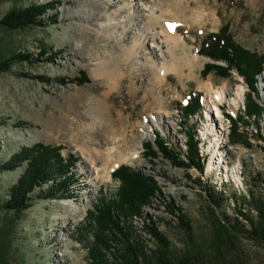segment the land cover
Here are the masks:
<instances>
[{"label":"rangeland","instance_id":"obj_1","mask_svg":"<svg viewBox=\"0 0 264 264\" xmlns=\"http://www.w3.org/2000/svg\"><path fill=\"white\" fill-rule=\"evenodd\" d=\"M168 1L183 5L176 16L180 28L178 34L197 49L201 58L191 76L181 79L175 71H168L160 90L146 68L170 62L172 55L164 42H159V51L150 54L151 42L146 45V40L147 55L141 52L133 60L121 58L120 76L111 82L96 75L100 60L121 55L119 49H113L118 41L121 49L129 48L134 43L132 37L139 41L140 36L142 40L146 33L159 31L158 26L146 28L152 22L151 17L164 20L171 14L158 4L159 0L140 1L143 11L132 8L133 3L127 5L126 0L122 9L126 11L132 6L127 12L112 6L104 7L107 0H102L104 6L95 9L101 14L93 21L95 26L87 22L81 11L84 4L78 7L76 0H0V20L11 9L55 3L41 16V26L10 29L0 24V57L15 50L28 51L33 56L40 50L46 52L39 61L15 60L9 70L0 71V164L20 148L40 143L60 146L63 156L72 155L76 174L69 196L34 198L32 206L16 217L2 209L1 203L8 198V189L22 174L23 167L0 171V226L2 222L12 220L6 238L10 264H87L86 240H90V236L79 235L89 234L80 232L79 226L98 199L110 198L120 184L112 176L99 182L102 166L95 161L97 152H105L107 143L131 147L142 131L143 143H152L153 135L159 133L168 145L184 156L186 140L192 130L199 155L204 159L202 172L194 167L176 166L159 150L157 157L145 158L143 143L134 164L122 162L117 165L150 174L156 181L150 202L144 205L140 217L135 216L132 220L133 231L144 240L147 248L154 249L156 241L143 228L151 221L168 238L174 260L194 252L203 255L206 264H215L207 254L212 250V236L218 226L216 217L225 223L222 215L226 214L231 223L238 218L244 227L235 232L237 239L232 247L236 259L225 264H264V247L244 230L249 228V223L238 215L239 209L245 213L249 211L250 193L264 200V69L255 75L253 91L235 68L229 70L228 77L214 71L203 74L205 64L214 61L198 52L210 34L226 26V33L236 43L264 59V0ZM75 15L83 18L78 19ZM136 24L144 28V33L139 29L135 34V29L128 38L124 33L138 28ZM84 28H90L87 32L93 35L84 33ZM47 48L52 50L47 51ZM215 63L224 66L223 61ZM83 75L88 80L79 84L77 77ZM224 84L230 88V93L221 101L220 109L224 113L221 117L213 105L218 104L216 90H222ZM239 87L243 91L235 106L233 99L241 90ZM193 92L201 94V110L186 119L183 103L185 98L193 96ZM248 95L262 106V112L255 119L254 116L245 119L249 123L239 126L243 134L241 142L232 143L230 121L225 114L234 118L241 116ZM159 96L163 102L161 110H157L155 100ZM96 99L101 100V116L92 123L94 129L90 131L93 114L90 113L95 109ZM157 112H161L160 116ZM212 115L215 120L211 121ZM164 120L169 128L166 123L164 126ZM140 122L148 124L149 128L144 130ZM110 124L116 129L112 141L105 139V132L101 131L103 126ZM211 186L227 197L219 209L208 200L207 192ZM233 194L234 198L229 197ZM172 202L181 207L188 219L192 239L181 228L178 216L166 211V203ZM250 214L256 216L253 210ZM108 259L114 263L110 254Z\"/></svg>","mask_w":264,"mask_h":264},{"label":"trees","instance_id":"obj_2","mask_svg":"<svg viewBox=\"0 0 264 264\" xmlns=\"http://www.w3.org/2000/svg\"><path fill=\"white\" fill-rule=\"evenodd\" d=\"M53 5L55 3L48 2L11 9L1 18L0 24L10 29L41 26V16ZM219 29V32L208 36L198 51L201 55L214 61L205 64L202 73L206 75L214 71L221 76L228 77L230 75L229 70L235 68L244 77L250 89L254 91L255 75L264 69L263 56L236 43L226 33V26ZM48 50H52V48H47ZM45 53L44 50H40L36 56H33L31 52L15 50L10 52L8 56L0 57V71L9 70L10 65L15 60L39 61L41 60L40 56ZM217 61H223L224 66L216 64ZM77 79H79L77 81L79 84L88 80L85 75L82 78L77 77ZM199 95V93L193 92V96H189L187 105L183 106L184 118L188 119L189 115L201 110ZM248 99L243 107L244 112L238 118L225 114L230 121L229 137L232 143L241 142L243 134L240 132L239 126L249 123L245 119L251 116H254L253 119H255L262 112V106L257 100H254L250 95H248ZM153 136L152 143L147 141L142 144L144 148L142 154L145 158L147 156L157 157L156 152L159 150L165 157L170 158L176 166L194 167L202 172L204 159L202 160L199 155L193 130L188 134L184 156L171 145H168L159 133H155ZM260 138L263 139L261 135ZM74 163L75 158L72 155H62L60 146L37 143L30 147L20 148L7 161L0 164V171H12L23 167L22 174L8 189V198L1 203L2 209L10 211L18 217L32 206L34 198L50 199L69 196L76 181V174L73 171ZM111 175L120 181L116 193L110 198L98 199L79 226L80 232L89 233L79 235L90 236V240H86L87 264H206L203 255L199 256L198 253L194 252L174 260L168 238L151 221L145 224L143 228L156 241L157 245L154 249L147 248L144 240L135 234L131 225L134 217H140L142 208L150 202L155 191L156 181L150 174L130 170L125 165L117 167ZM207 194L208 200L217 209L221 208L227 199L223 192L216 191L213 186L210 187ZM229 197L234 198L235 195ZM165 207L168 213L178 216L181 228L192 239V227L181 207L175 206L174 202L166 203ZM248 210L247 213L242 209L238 211V215L249 223V228H244V230L259 245L264 247V200L250 193ZM252 210L256 212L255 217L250 214ZM222 217L225 223L216 217L218 226L215 227L212 236V250L207 254V257H211L215 264L234 262L236 256L232 246L237 239L235 232L239 229L241 231L244 227L238 218H234V222L231 223L226 214ZM11 226L12 220L9 219L2 222L0 226V264H10L6 238L10 234ZM108 254L111 255L114 263L108 259Z\"/></svg>","mask_w":264,"mask_h":264},{"label":"bare ground","instance_id":"obj_3","mask_svg":"<svg viewBox=\"0 0 264 264\" xmlns=\"http://www.w3.org/2000/svg\"><path fill=\"white\" fill-rule=\"evenodd\" d=\"M77 1V5L78 7H81V4H84L83 9L81 10L85 15H86V19L87 22L91 23L92 25L95 26V24L93 23L94 20H97L98 18L101 17V14L96 12L95 9L99 10L101 9L102 6H104L102 3V0H76ZM126 0H114L113 2H110V0L106 2L104 7H114V8H120L121 11H125V9L123 10L122 8V4L123 2ZM136 0H127L128 4L127 5H132L133 3V7L132 8H137L138 11L141 10L143 11L144 9L141 8V5L139 4L140 1L143 0H137V2H135ZM162 6H164L166 8L167 11H169L171 14H169L168 17H165L164 20H159V17H151L152 22L150 23L149 26H147L146 28L149 30L150 27L151 28H155V26H158L159 31L157 32H150V33H146L143 37V39L141 40V36L139 38V41L136 37H132L134 38L132 42L133 45L129 48H123L121 49L120 45V41L117 42V46H113V49L117 50L119 49L120 54L121 55H116L113 56L109 59L106 60H100L97 68H96V75H101L103 76V79L106 80L107 82H111L115 79H117L120 76V69H121V58L123 59V57H125L126 59L129 60H133L136 59L138 54H140L142 52V55H147L146 54V49L145 48V41L147 40V44H150L151 47V52L154 51H159L157 48V46L160 43H167V48H168V52H170V54L172 55L170 62H164L161 66L156 67L154 64H152L151 66H149L148 68H146L147 71H149V73L151 75H153L154 80L153 82L155 83V85L158 86V88L161 90L162 86H163V81L166 80V73L168 71H175V73L181 78L183 79L184 77H188L191 76L192 71L194 72V68L197 67V61L198 58H201L198 53H197V49L193 46H189V44L187 43L186 40H184L179 34L178 31H180L179 29V25L177 24L178 19H176V16L179 15L180 13V9L183 5L181 4H177L174 2H169L168 0H159V3ZM189 5V4H188ZM129 7L128 9H126L125 12H127L128 10H130ZM119 10V9H117ZM183 11H181L182 13ZM137 16L139 17V13L137 14ZM76 18L80 19L83 18L80 15H75ZM150 19V18H149ZM141 23V22H140ZM148 23V22H147ZM135 25V24H134ZM138 28H132L130 31H127V33L124 34H128V38L130 37L131 33H134L133 31L135 30L137 34V30H141L140 32L144 33V28H140V26H138L139 24H136ZM88 30H91L90 28H87ZM86 28L83 29V32L86 33L87 35H93L92 33L87 32ZM101 29L99 28L98 31H100ZM134 35V34H133ZM159 38L161 39V41L159 40ZM141 40V42H140ZM137 41V42H136ZM149 49V46H147ZM140 49V50H139ZM114 50V51H115ZM161 50V49H160ZM141 55V57H142ZM145 69V68H144ZM264 79H262L263 81ZM210 84V83H209ZM209 88L212 90L213 87L212 85L209 86ZM222 88V87H221ZM241 90L238 91L237 96L233 99V105L237 106L239 103V95H241L242 93V88L239 87ZM238 88V89H239ZM230 93V88L227 86V84H224L222 90H216L215 94H216V99L218 100V104H214V108L216 110L217 115H220V113L217 110V107L221 108V101L223 100V98H225V96L227 94ZM161 96V95H160ZM155 97V100H157L158 102V109L157 110H161L160 109V105H162V100L161 97ZM94 100V99H93ZM96 105H95V109L92 110V112L90 113L91 115V119L89 122V126H91V128L89 129L90 131L93 130L94 128L93 126V122H96V120L98 121V119H100L99 117L101 116V107H100V99H96ZM94 101V102H95ZM99 105V106H98ZM98 112V115L96 116V111ZM161 112H157L158 116H160ZM89 115V116H90ZM163 117V116H162ZM154 119V118H153ZM156 119V118H155ZM210 120H215L213 118V115L211 116ZM66 122V121H65ZM93 123V124H92ZM169 128V124L167 125V122L164 120L163 124L165 126ZM150 124V123H149ZM98 126V124H97ZM124 126V125H123ZM140 126L141 128H144V130H147L149 128L148 124L145 123H141L140 122ZM88 128V127H87ZM99 127H97V132H98ZM125 131V128L123 129ZM211 130V129H210ZM86 131V130H85ZM101 131L105 132L104 134V138L107 140H115V132L116 129L112 128L111 124L107 125V126H103ZM89 133V132H88ZM140 133V132H139ZM93 134V133H92ZM92 134H90L89 139L92 138ZM132 137H134V133L132 132ZM89 135V134H87ZM138 135V134H137ZM207 135H209V132L207 133ZM136 140H134L133 145L130 146H121L119 144H109L107 143L106 147H105V152L104 151H98L97 155L95 156V161H99L101 163L102 166V171L100 172V179L99 182L102 181H107L111 178V172H113L116 168L117 165H119L120 163H129V164H134L135 159L139 156V153L141 152V144L143 143L142 140L144 138V133L141 131V133L136 136ZM121 146V147H120ZM84 153V152H83ZM95 155V154H94ZM90 156V155H89ZM211 165V164H210Z\"/></svg>","mask_w":264,"mask_h":264}]
</instances>
